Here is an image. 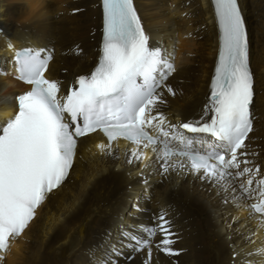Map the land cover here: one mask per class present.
I'll use <instances>...</instances> for the list:
<instances>
[{
    "label": "snow or ice",
    "instance_id": "snow-or-ice-1",
    "mask_svg": "<svg viewBox=\"0 0 264 264\" xmlns=\"http://www.w3.org/2000/svg\"><path fill=\"white\" fill-rule=\"evenodd\" d=\"M210 4L218 55L199 119L173 123L162 111L168 102L165 91L176 95L169 81L177 71L175 53L152 42L134 0H100L98 60L67 86L45 75L54 50L6 45L13 53L12 70L29 87L15 96V113L0 125V253L10 250L12 239L29 229L38 209L70 182L81 139L96 133L107 140L97 145L102 155L114 154L120 138L132 143L125 160L138 167L145 193L153 177L191 176L209 185L222 204L247 207L249 218L264 230V164L257 162L260 151L254 147L256 91L247 27L238 0ZM0 73L7 75L3 68ZM130 207L140 210L139 197ZM234 225L241 226L231 216L223 225L226 233L235 231ZM143 231L147 238L126 226L116 235L106 232L91 251L90 264H119L125 249H147L151 257L158 233L157 249L169 256L182 251L173 246L178 235L163 210ZM230 247L232 264L242 254L252 257L244 264H264V243L255 253Z\"/></svg>",
    "mask_w": 264,
    "mask_h": 264
},
{
    "label": "bare ground",
    "instance_id": "bare-ground-1",
    "mask_svg": "<svg viewBox=\"0 0 264 264\" xmlns=\"http://www.w3.org/2000/svg\"><path fill=\"white\" fill-rule=\"evenodd\" d=\"M239 2L256 79L254 147L260 151L257 162L264 164V0ZM134 3L152 42L175 53L177 71L169 81L176 95L165 91L168 102L162 111L173 123L198 119L209 96L218 55V29L210 0ZM74 7L79 11L73 12ZM101 28L100 0H0V68L10 66L8 75L0 73V125L15 113V96L25 91L12 73L13 53L6 42L17 49L54 50L48 76L67 86L75 76L95 66ZM27 36L34 41L25 42ZM101 142L106 143L99 135L81 140L70 182L38 209L29 229L12 239L10 250L0 253V264H90L91 251L106 232L116 235L126 226L147 238L143 229L154 225L161 210L172 220L178 235L173 246L182 250L179 255L169 256L155 247L158 233L151 257L147 249H125L119 264H232L230 245L255 253L256 246L264 243V230H258L259 222L249 218L247 207L222 204L209 185L191 176L153 177L145 193L138 167L125 160L133 145L117 142L114 154L102 155L97 148ZM148 155L153 153L149 150ZM137 197L140 210L133 211L130 206ZM231 216L238 217L242 227L234 225L236 230L226 233L223 225ZM249 238L254 244L248 243ZM245 259L252 257H236L238 264H244Z\"/></svg>",
    "mask_w": 264,
    "mask_h": 264
},
{
    "label": "rangeland",
    "instance_id": "rangeland-1",
    "mask_svg": "<svg viewBox=\"0 0 264 264\" xmlns=\"http://www.w3.org/2000/svg\"><path fill=\"white\" fill-rule=\"evenodd\" d=\"M1 29H2V28H1ZM2 32H3V31H2ZM3 36H6V37H7V35H6L5 32H3ZM24 41L29 43V42H33L34 39L32 40L30 36H27V37H25ZM5 42H6V41H5ZM7 43H8V42H6V45H7ZM3 44H4V43H3ZM5 47H6V46H5V44H4V48H5ZM9 67H10V66H9ZM9 67L5 68L4 71H6V70L8 71V70H9V69H8ZM199 103H200V102H199Z\"/></svg>",
    "mask_w": 264,
    "mask_h": 264
}]
</instances>
